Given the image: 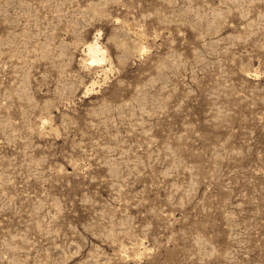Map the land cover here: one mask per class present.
Returning a JSON list of instances; mask_svg holds the SVG:
<instances>
[{
  "label": "rangeland",
  "instance_id": "1",
  "mask_svg": "<svg viewBox=\"0 0 264 264\" xmlns=\"http://www.w3.org/2000/svg\"><path fill=\"white\" fill-rule=\"evenodd\" d=\"M0 264H264V0H0Z\"/></svg>",
  "mask_w": 264,
  "mask_h": 264
},
{
  "label": "bare ground",
  "instance_id": "2",
  "mask_svg": "<svg viewBox=\"0 0 264 264\" xmlns=\"http://www.w3.org/2000/svg\"><path fill=\"white\" fill-rule=\"evenodd\" d=\"M88 46V51L91 55V60L93 62H99L103 60L104 54H102V47L101 45H97L96 43H90L87 45Z\"/></svg>",
  "mask_w": 264,
  "mask_h": 264
}]
</instances>
